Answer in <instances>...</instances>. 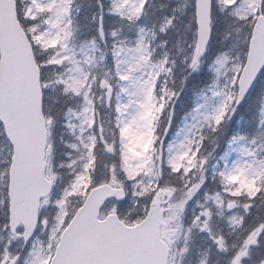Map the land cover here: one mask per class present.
<instances>
[{"label":"snow or ice","instance_id":"snow-or-ice-1","mask_svg":"<svg viewBox=\"0 0 264 264\" xmlns=\"http://www.w3.org/2000/svg\"><path fill=\"white\" fill-rule=\"evenodd\" d=\"M0 264H264V0H0Z\"/></svg>","mask_w":264,"mask_h":264}]
</instances>
